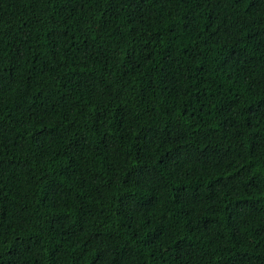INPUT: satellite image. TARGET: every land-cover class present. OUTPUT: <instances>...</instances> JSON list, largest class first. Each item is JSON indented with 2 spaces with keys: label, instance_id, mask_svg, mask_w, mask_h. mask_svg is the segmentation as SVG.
I'll return each instance as SVG.
<instances>
[{
  "label": "trees",
  "instance_id": "trees-1",
  "mask_svg": "<svg viewBox=\"0 0 264 264\" xmlns=\"http://www.w3.org/2000/svg\"><path fill=\"white\" fill-rule=\"evenodd\" d=\"M0 264H264V0H0Z\"/></svg>",
  "mask_w": 264,
  "mask_h": 264
}]
</instances>
